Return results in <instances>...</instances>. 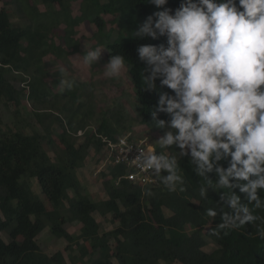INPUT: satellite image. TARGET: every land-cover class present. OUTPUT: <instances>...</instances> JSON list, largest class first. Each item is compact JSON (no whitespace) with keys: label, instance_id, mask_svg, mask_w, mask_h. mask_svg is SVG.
<instances>
[{"label":"trees","instance_id":"obj_1","mask_svg":"<svg viewBox=\"0 0 264 264\" xmlns=\"http://www.w3.org/2000/svg\"><path fill=\"white\" fill-rule=\"evenodd\" d=\"M74 2L79 5L76 15L72 14ZM2 3L0 233H5L7 241L0 235V264H67L61 251L47 255L40 249L36 237L46 227L52 235L66 241L71 264L175 261L264 264V238L258 235V228L264 229V219L237 229L219 230L218 236L213 235L220 217L213 220L205 210L216 204L218 194L209 190L208 199H200L203 180L195 175L187 158L180 160L186 184L183 192H169L161 182L144 189L124 179L116 184L123 169L110 166L102 172L107 177L103 183L107 197L94 200L77 177V169L88 152L103 148L101 136L113 139L117 130L126 128L119 120L113 124L104 115L95 131L86 130L85 121L93 112L94 84L68 79L73 82L70 89H57L60 80H53L52 84L46 80L44 58L52 55L65 59L69 52H78L76 27L83 22L93 25L95 31L90 38L104 42L108 59L119 53L125 56L126 63H132L129 78L134 120L149 128L152 124L149 110L158 96L156 91H142L144 64L138 60L136 48L165 42V38L136 39L131 35L147 15L162 9L147 0H2ZM167 6L176 8L179 0H169ZM61 25L64 27L56 42L54 34ZM157 88L170 91L161 89L158 81ZM25 99L32 105L27 112L32 121L22 120L20 124L21 102ZM1 104L10 111L9 119L17 120L14 126L5 128ZM53 108L56 114H52ZM159 118L167 119L163 114ZM150 129L163 134L155 127ZM78 131L82 134L76 143ZM156 148L168 154L159 145ZM48 149L53 151V158ZM167 150L175 153V149ZM146 190L153 195H146ZM260 195L264 198V192ZM95 213L101 217L110 214L116 225L103 229ZM254 214L264 218V209H255ZM73 222L79 223L76 234L67 230Z\"/></svg>","mask_w":264,"mask_h":264},{"label":"clouds","instance_id":"obj_2","mask_svg":"<svg viewBox=\"0 0 264 264\" xmlns=\"http://www.w3.org/2000/svg\"><path fill=\"white\" fill-rule=\"evenodd\" d=\"M147 3L162 10L147 15L131 37L165 38L136 48L144 64L142 91L158 96L149 110L152 124L147 132L152 127L162 130L155 139L159 148L175 153L149 145L135 147L129 158V145L125 155L169 192L186 191L180 160L187 158L203 180L200 199H208L209 190L218 194L216 204L205 210L213 220L220 217L213 235L264 219L254 214L264 209V0H179L174 9L167 6L169 0ZM104 49L88 50L85 64L100 61ZM132 67L118 53L103 70L108 78H116L123 72L130 76ZM157 81L170 91L158 90ZM60 83L61 91L73 86L69 80ZM161 114L167 119L159 118ZM145 194L153 195L150 190ZM258 235L264 238V229L258 228Z\"/></svg>","mask_w":264,"mask_h":264},{"label":"rangeland","instance_id":"obj_3","mask_svg":"<svg viewBox=\"0 0 264 264\" xmlns=\"http://www.w3.org/2000/svg\"><path fill=\"white\" fill-rule=\"evenodd\" d=\"M3 5L1 3L0 7ZM4 6V5H3ZM8 9H12L11 6H6ZM41 9L43 6H39ZM72 14H79V5L78 2L72 3ZM106 19H109V16H105ZM12 21L15 22L16 18L12 17ZM63 25L60 26V29L55 31L54 41L58 42L60 35L62 33ZM95 31V27L86 22L81 23L76 27V35L74 38L79 40V49L78 52L73 53L69 52L65 59H57L52 55H48L44 58L47 61L46 69L48 70V75L46 80L49 84H52L53 80H68L75 79L78 82H92L94 84L93 97L91 99L93 112L91 116L85 121L86 130L95 131L97 123L100 121L101 117L104 115L113 122L119 120L122 122V125L126 128L125 130H117L116 136L124 135L125 133H131L133 137L136 138H145L152 145H158L157 139L162 133L156 132L154 130H149L148 127L134 120V114L132 111L133 97L131 93V81L129 75L126 72H123L121 76L116 78H108L104 74V65L107 63L108 58L106 57V51L103 50V56L100 61L94 63L89 67L84 62V55L88 50L94 49L96 47H104V42L92 40L90 37ZM92 44H95V47H92ZM99 44V46H97ZM65 47V46H64ZM57 89L61 88V83L56 85ZM55 87V88H56ZM22 107L18 121L20 124L22 120L28 121L31 120V117H27V112L32 109V105L28 100H22ZM56 109L51 110L52 114H56ZM10 111L1 104V115L4 120L5 128L12 127L16 124L17 120L9 119ZM34 122V121H33ZM149 136V138L147 137ZM80 135L78 133L75 135L76 143L81 139H78ZM166 153H169L165 149ZM50 156L53 158L54 153L52 150L48 149ZM104 161V151L100 150L95 152L90 150L85 156L83 164L77 169V177L80 180L81 185L84 190L89 192L91 197L94 200H101L106 198V193L103 187V183L106 178L102 175V172L105 171L102 168ZM35 188V185H33ZM47 205H49L46 202ZM96 221L100 223L101 227L105 230L111 229L116 225V222L113 220L112 216L108 214L106 217H101L98 213H95ZM78 222H73L68 225L67 230L72 233H78ZM0 235L4 240L7 241L5 233L1 232ZM36 241L40 249L47 255H51L56 251H61L62 255L67 264H71L69 257V250H65L66 241L63 238H57L49 232V229L44 228L36 237ZM75 254L74 252H71ZM78 264V263H77ZM173 264H181L178 261H175Z\"/></svg>","mask_w":264,"mask_h":264},{"label":"built area","instance_id":"obj_4","mask_svg":"<svg viewBox=\"0 0 264 264\" xmlns=\"http://www.w3.org/2000/svg\"><path fill=\"white\" fill-rule=\"evenodd\" d=\"M104 142V161L102 168L106 166H120L124 169V174L122 178L128 182L139 186L144 189L148 186H155L159 184V179L151 176L138 168H136L131 159L132 155L135 154V147H148L149 143L145 138H134L129 134H124L122 136L116 137L114 139L105 137ZM133 145V153L129 158L125 155V149Z\"/></svg>","mask_w":264,"mask_h":264}]
</instances>
